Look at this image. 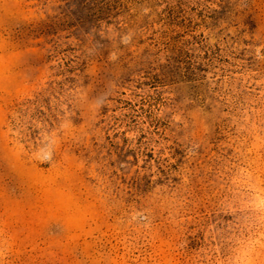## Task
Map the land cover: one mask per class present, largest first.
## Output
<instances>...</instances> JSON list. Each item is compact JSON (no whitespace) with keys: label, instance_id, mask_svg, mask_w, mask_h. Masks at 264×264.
<instances>
[{"label":"rangeland","instance_id":"obj_1","mask_svg":"<svg viewBox=\"0 0 264 264\" xmlns=\"http://www.w3.org/2000/svg\"><path fill=\"white\" fill-rule=\"evenodd\" d=\"M0 264H264V0H0Z\"/></svg>","mask_w":264,"mask_h":264},{"label":"trees","instance_id":"obj_2","mask_svg":"<svg viewBox=\"0 0 264 264\" xmlns=\"http://www.w3.org/2000/svg\"><path fill=\"white\" fill-rule=\"evenodd\" d=\"M39 91L31 97L15 103L16 117L13 120L14 127L20 135V141L26 148H36L40 143L37 139L42 131L50 132L56 126L59 115V98L62 89ZM54 91L58 95H54ZM56 152H52V159L57 158Z\"/></svg>","mask_w":264,"mask_h":264}]
</instances>
